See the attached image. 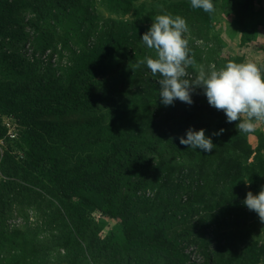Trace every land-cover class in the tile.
Wrapping results in <instances>:
<instances>
[{"label":"trees","instance_id":"16d2710c","mask_svg":"<svg viewBox=\"0 0 264 264\" xmlns=\"http://www.w3.org/2000/svg\"><path fill=\"white\" fill-rule=\"evenodd\" d=\"M94 1L0 0V61L8 65V76L0 70V139L6 132L1 116H14L25 157L0 159V264H187V225L203 229L242 203L249 191L235 181L252 184L264 176V136L253 151L237 121L226 123L222 110L210 107L198 88L191 105L178 100L162 105L159 76L142 63L145 56L155 58L140 42L150 25L101 17ZM99 1L117 14L134 0ZM252 4L227 0L224 12L242 28ZM166 11L207 41L210 13L189 1L170 3ZM27 24L34 32L31 61L16 56L7 61L5 41H22ZM216 44L193 51L185 78L193 79L200 67L242 63L220 57ZM47 49L61 56L65 51L66 62L47 60ZM189 127L204 129L206 136L224 131L203 152L179 143ZM253 152L255 163L242 164ZM93 211L121 220L124 243L98 238ZM180 212L182 218H176ZM13 216L23 224L7 231ZM226 239L225 233L215 237L221 264H229ZM242 257L235 264H245L247 254Z\"/></svg>","mask_w":264,"mask_h":264},{"label":"rangeland","instance_id":"374dc122","mask_svg":"<svg viewBox=\"0 0 264 264\" xmlns=\"http://www.w3.org/2000/svg\"><path fill=\"white\" fill-rule=\"evenodd\" d=\"M188 1L134 0L126 13L117 14L108 13L104 4H101L99 0L93 2V7L94 11L101 17L112 18L117 22H134L141 26H149L156 15L167 14L166 7L170 3ZM212 2L214 11L210 13L207 41L198 40L188 30L182 34L187 42L188 55L192 56L193 51L199 54L202 50H206V47L215 49L217 48V41L220 46L218 53L220 57H234L241 59L242 63H253L260 72L262 70L264 72V31L256 34V23H260L261 20L260 14L253 11V4L249 10L250 13L243 22L244 26L240 28L235 22V16L227 15L224 12L227 0H212ZM259 2L260 7H263L264 0ZM24 32L25 37L22 41H5L4 49L9 54L7 61H10L14 56L17 57V61L23 60L25 63L31 61L33 57L31 51L34 49L32 43L34 32L29 24L25 26ZM43 53L46 54L47 60L51 59L54 64H59L61 60L62 63L66 62L65 51L63 54L61 53L62 56L59 54V50L52 53L51 49H47ZM7 69L8 65L0 61V70L3 71L4 77L8 76ZM241 118L242 120L247 119L246 116ZM1 127L6 132L0 139V159L5 155H10L15 157L16 161L23 162L25 157L23 151L18 147L22 131L18 120L14 116L3 115L1 116ZM261 136H264V120L255 121L252 132L243 133V137L253 151L259 146ZM255 154L253 152L242 164L252 163ZM260 158L264 162V148L260 151ZM234 184L240 189L258 193L261 186H264V176L259 179L255 177L252 184L246 178H241L235 181ZM89 216L99 229L98 238L100 240L112 245L124 243L123 226L120 219L109 218L100 211H93ZM181 216L182 212L179 215L178 213L175 214L176 218ZM190 219L188 218V220ZM23 221L24 219L21 217H10L6 221L7 227L5 230L9 231L14 227L21 226ZM199 225L196 223L187 225L191 229L190 236L186 237L184 241L187 264H221L216 256L215 237L220 238L223 233L228 236V242L226 239V244H224V253L228 257L229 264L233 260V264L237 263L235 260H243L242 256L245 253L247 254V258L244 259L245 264H264V222H261L257 214L248 210L242 203L229 207V210H226V213L218 219L213 218L208 223L205 222L202 226L203 229Z\"/></svg>","mask_w":264,"mask_h":264},{"label":"clouds","instance_id":"9594fccd","mask_svg":"<svg viewBox=\"0 0 264 264\" xmlns=\"http://www.w3.org/2000/svg\"><path fill=\"white\" fill-rule=\"evenodd\" d=\"M189 4L205 13L214 11L212 0H189ZM186 31L182 17L160 14L140 37V42L155 52V58L145 56L142 63L151 74L159 76L160 103L169 106L178 100L191 105V93L198 88L210 107L222 110L226 123L237 121L235 127L240 132H252L254 122L264 120V79L260 70L250 62H227L219 70L206 71L200 67L193 79L185 78L186 68L193 64L182 37ZM242 116L247 119L242 120ZM223 131L219 129L206 136L204 129L189 127L178 140L187 148L208 152L214 147L212 136H219ZM242 204L264 222V186L255 195L247 192Z\"/></svg>","mask_w":264,"mask_h":264},{"label":"crops","instance_id":"0c3cea01","mask_svg":"<svg viewBox=\"0 0 264 264\" xmlns=\"http://www.w3.org/2000/svg\"><path fill=\"white\" fill-rule=\"evenodd\" d=\"M259 1H263V0H253V11L256 14H260V20L261 22H257L256 23V34H258L261 31H264V6L260 7V2Z\"/></svg>","mask_w":264,"mask_h":264},{"label":"built area","instance_id":"2783aa9c","mask_svg":"<svg viewBox=\"0 0 264 264\" xmlns=\"http://www.w3.org/2000/svg\"><path fill=\"white\" fill-rule=\"evenodd\" d=\"M12 136V135H11ZM13 137V136H12Z\"/></svg>","mask_w":264,"mask_h":264}]
</instances>
